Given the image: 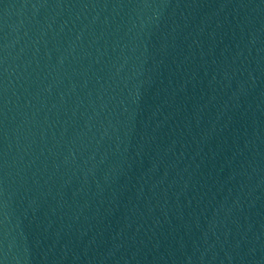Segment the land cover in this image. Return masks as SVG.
Segmentation results:
<instances>
[{
    "label": "water",
    "instance_id": "95a60500",
    "mask_svg": "<svg viewBox=\"0 0 264 264\" xmlns=\"http://www.w3.org/2000/svg\"><path fill=\"white\" fill-rule=\"evenodd\" d=\"M178 0H0V264H66Z\"/></svg>",
    "mask_w": 264,
    "mask_h": 264
}]
</instances>
